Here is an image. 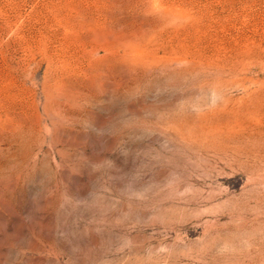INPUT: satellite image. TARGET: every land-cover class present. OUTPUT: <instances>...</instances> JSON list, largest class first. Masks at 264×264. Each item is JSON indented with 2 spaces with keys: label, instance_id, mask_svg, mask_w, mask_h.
Wrapping results in <instances>:
<instances>
[{
  "label": "rangeland",
  "instance_id": "374dc122",
  "mask_svg": "<svg viewBox=\"0 0 264 264\" xmlns=\"http://www.w3.org/2000/svg\"><path fill=\"white\" fill-rule=\"evenodd\" d=\"M0 264H264V0H0Z\"/></svg>",
  "mask_w": 264,
  "mask_h": 264
}]
</instances>
